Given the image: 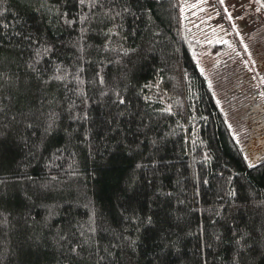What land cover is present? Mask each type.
Here are the masks:
<instances>
[{"label":"trees","instance_id":"1","mask_svg":"<svg viewBox=\"0 0 264 264\" xmlns=\"http://www.w3.org/2000/svg\"><path fill=\"white\" fill-rule=\"evenodd\" d=\"M197 47L175 0H0V264H264Z\"/></svg>","mask_w":264,"mask_h":264},{"label":"rangeland","instance_id":"2","mask_svg":"<svg viewBox=\"0 0 264 264\" xmlns=\"http://www.w3.org/2000/svg\"><path fill=\"white\" fill-rule=\"evenodd\" d=\"M180 24L198 41L212 85L244 155L264 156V11L258 0H175ZM225 44L224 52L209 44Z\"/></svg>","mask_w":264,"mask_h":264}]
</instances>
